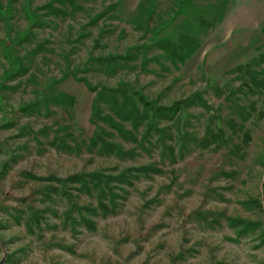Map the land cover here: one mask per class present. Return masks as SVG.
Returning <instances> with one entry per match:
<instances>
[{"label":"rangeland","instance_id":"374dc122","mask_svg":"<svg viewBox=\"0 0 264 264\" xmlns=\"http://www.w3.org/2000/svg\"><path fill=\"white\" fill-rule=\"evenodd\" d=\"M0 264H264V0H0Z\"/></svg>","mask_w":264,"mask_h":264},{"label":"trees","instance_id":"16d2710c","mask_svg":"<svg viewBox=\"0 0 264 264\" xmlns=\"http://www.w3.org/2000/svg\"><path fill=\"white\" fill-rule=\"evenodd\" d=\"M224 19V14L223 15H221L220 17H219V20L220 21H222ZM174 50H171V52H173ZM173 53H175V52H173ZM123 99H126V96H124V98ZM114 101V100H113ZM145 104H149L148 102H145ZM117 105H119L118 104V101H116V104H115V106H117Z\"/></svg>","mask_w":264,"mask_h":264}]
</instances>
